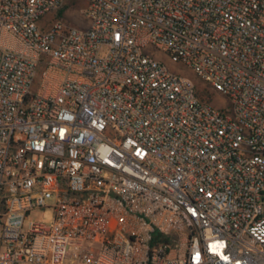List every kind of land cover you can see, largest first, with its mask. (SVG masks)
I'll use <instances>...</instances> for the list:
<instances>
[{"label": "built area", "instance_id": "1", "mask_svg": "<svg viewBox=\"0 0 264 264\" xmlns=\"http://www.w3.org/2000/svg\"><path fill=\"white\" fill-rule=\"evenodd\" d=\"M68 1L0 0V264H264V0Z\"/></svg>", "mask_w": 264, "mask_h": 264}, {"label": "rangeland", "instance_id": "2", "mask_svg": "<svg viewBox=\"0 0 264 264\" xmlns=\"http://www.w3.org/2000/svg\"><path fill=\"white\" fill-rule=\"evenodd\" d=\"M86 6V2L83 0H69L67 3V8L64 11L56 12L46 15L41 24L47 26L54 19L53 14H57L56 17L62 18L65 22L71 24L77 28H83L88 25V19L82 15L83 9ZM157 56L167 65L169 69L174 72L183 74L195 83L197 87V92L199 96L210 100L214 105L223 107L228 104V100L214 91L208 83H206L202 78L196 75L189 67L183 64H173L165 55L162 53H157ZM53 219V211L51 208H36L29 212L26 218V223L33 221H44L50 223ZM175 236V233L172 234ZM171 246H176V243L172 242Z\"/></svg>", "mask_w": 264, "mask_h": 264}, {"label": "crops", "instance_id": "3", "mask_svg": "<svg viewBox=\"0 0 264 264\" xmlns=\"http://www.w3.org/2000/svg\"><path fill=\"white\" fill-rule=\"evenodd\" d=\"M55 13V12H54ZM50 14H52V13H50ZM57 15V14H56ZM53 17L55 18V15L53 14ZM50 20H53V18L52 19H50Z\"/></svg>", "mask_w": 264, "mask_h": 264}, {"label": "trees", "instance_id": "4", "mask_svg": "<svg viewBox=\"0 0 264 264\" xmlns=\"http://www.w3.org/2000/svg\"><path fill=\"white\" fill-rule=\"evenodd\" d=\"M61 12V11H60ZM198 95H199V93H198Z\"/></svg>", "mask_w": 264, "mask_h": 264}]
</instances>
